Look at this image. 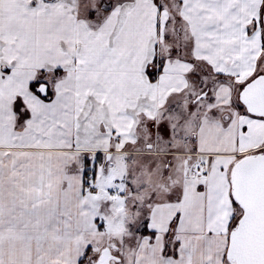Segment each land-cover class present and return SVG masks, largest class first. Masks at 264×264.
Wrapping results in <instances>:
<instances>
[{"label":"snow or ice","instance_id":"snow-or-ice-1","mask_svg":"<svg viewBox=\"0 0 264 264\" xmlns=\"http://www.w3.org/2000/svg\"><path fill=\"white\" fill-rule=\"evenodd\" d=\"M0 264H264V0H0Z\"/></svg>","mask_w":264,"mask_h":264}]
</instances>
